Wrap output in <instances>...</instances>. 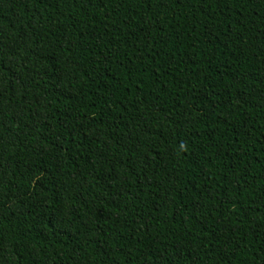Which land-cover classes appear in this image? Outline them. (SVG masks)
<instances>
[{"label": "trees", "instance_id": "trees-1", "mask_svg": "<svg viewBox=\"0 0 264 264\" xmlns=\"http://www.w3.org/2000/svg\"><path fill=\"white\" fill-rule=\"evenodd\" d=\"M0 264H264V0H0Z\"/></svg>", "mask_w": 264, "mask_h": 264}]
</instances>
